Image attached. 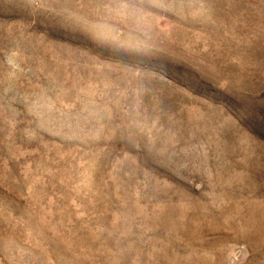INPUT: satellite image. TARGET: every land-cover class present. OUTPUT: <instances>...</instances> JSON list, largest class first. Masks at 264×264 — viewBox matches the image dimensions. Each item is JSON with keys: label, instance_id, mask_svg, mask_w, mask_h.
Here are the masks:
<instances>
[{"label": "rangeland", "instance_id": "374dc122", "mask_svg": "<svg viewBox=\"0 0 264 264\" xmlns=\"http://www.w3.org/2000/svg\"><path fill=\"white\" fill-rule=\"evenodd\" d=\"M0 264H264V0H0Z\"/></svg>", "mask_w": 264, "mask_h": 264}]
</instances>
